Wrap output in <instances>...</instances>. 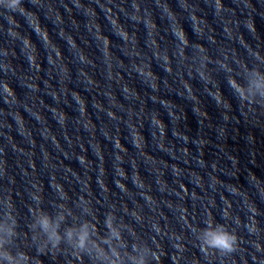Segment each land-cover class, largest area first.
Masks as SVG:
<instances>
[{
  "label": "clouds",
  "instance_id": "obj_1",
  "mask_svg": "<svg viewBox=\"0 0 264 264\" xmlns=\"http://www.w3.org/2000/svg\"><path fill=\"white\" fill-rule=\"evenodd\" d=\"M19 6H21V0H11V3L7 5L13 11L17 10ZM159 51L160 48L157 45L153 55H158ZM181 59L178 52L173 50L169 65L172 66L171 61L179 63ZM184 59L186 60V58ZM253 59L256 62L255 67L251 69L244 60L238 57L234 61L228 57L218 60L214 65V72H209V80L205 83H212L215 75H223L224 82L240 106L250 110L253 115L257 113L264 115V75L261 74L260 68V65L264 64V57L259 51H256ZM207 65L208 61L202 65L205 71H207ZM237 69L241 70L244 83L237 80L235 75ZM213 87H216L214 83ZM3 89L5 100L11 103L14 99L13 91L7 83L3 85ZM65 196L66 194L59 195V201H64ZM34 202L37 205L36 213L38 214L33 215L30 230L33 232L32 240L37 250L41 248L58 250L61 245H65L71 250L75 259L87 258L90 264H158L159 255L156 250L147 244L141 247L137 241H133L130 245L125 242L124 233L128 232L129 235L131 233L128 226L122 223L119 226L114 224L117 219L114 212H109L106 215V235L101 234L95 223L87 218L78 226L68 227L61 234V223L68 217L76 215L73 208L66 203H59V211L53 218L38 208L40 204L38 197H34ZM4 205L6 211L3 213V217L5 219L0 220V264H29L30 258L25 252L19 251L13 254L12 251L5 248V245L14 243L17 236V222L7 197H5ZM75 206L85 217L94 216L90 202L83 198L75 201ZM197 239L205 254L209 249L219 254H230L236 251L238 245V237L234 232L229 231L225 225L220 223L213 227L212 221L207 222V226L201 230Z\"/></svg>",
  "mask_w": 264,
  "mask_h": 264
}]
</instances>
